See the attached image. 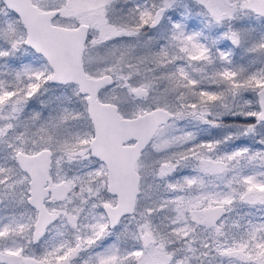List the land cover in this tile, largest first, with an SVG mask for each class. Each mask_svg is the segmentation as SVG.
<instances>
[{"label":"snow or ice","instance_id":"obj_1","mask_svg":"<svg viewBox=\"0 0 264 264\" xmlns=\"http://www.w3.org/2000/svg\"><path fill=\"white\" fill-rule=\"evenodd\" d=\"M0 264H264V0H0Z\"/></svg>","mask_w":264,"mask_h":264}]
</instances>
